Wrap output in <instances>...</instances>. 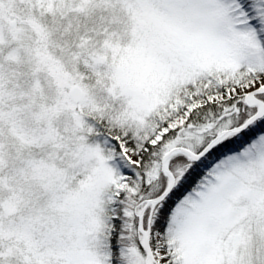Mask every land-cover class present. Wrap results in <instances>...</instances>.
Returning <instances> with one entry per match:
<instances>
[{
	"label": "snow or ice",
	"instance_id": "obj_1",
	"mask_svg": "<svg viewBox=\"0 0 264 264\" xmlns=\"http://www.w3.org/2000/svg\"><path fill=\"white\" fill-rule=\"evenodd\" d=\"M0 264H264V0H0Z\"/></svg>",
	"mask_w": 264,
	"mask_h": 264
}]
</instances>
